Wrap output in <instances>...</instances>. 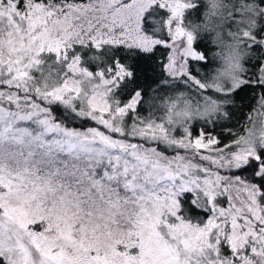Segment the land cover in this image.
Listing matches in <instances>:
<instances>
[{
  "label": "snow or ice",
  "instance_id": "obj_1",
  "mask_svg": "<svg viewBox=\"0 0 264 264\" xmlns=\"http://www.w3.org/2000/svg\"><path fill=\"white\" fill-rule=\"evenodd\" d=\"M0 264H264V0H0Z\"/></svg>",
  "mask_w": 264,
  "mask_h": 264
},
{
  "label": "trees",
  "instance_id": "obj_2",
  "mask_svg": "<svg viewBox=\"0 0 264 264\" xmlns=\"http://www.w3.org/2000/svg\"><path fill=\"white\" fill-rule=\"evenodd\" d=\"M205 2H207V0H205ZM193 23H200V19L199 18H196V17H193ZM214 38L217 39V42L220 44V47L223 48L226 46L227 44V41L224 39L223 37V34L221 33L218 37L215 36L214 34ZM225 58H219L217 60V67L220 69L221 66L223 65V62H224Z\"/></svg>",
  "mask_w": 264,
  "mask_h": 264
},
{
  "label": "rangeland",
  "instance_id": "obj_3",
  "mask_svg": "<svg viewBox=\"0 0 264 264\" xmlns=\"http://www.w3.org/2000/svg\"><path fill=\"white\" fill-rule=\"evenodd\" d=\"M225 59H226V58H225ZM225 71H227V65H226V62H225V60H224L223 65H222L221 68H220V72H221V73H224Z\"/></svg>",
  "mask_w": 264,
  "mask_h": 264
}]
</instances>
